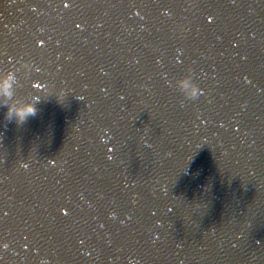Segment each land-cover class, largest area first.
Wrapping results in <instances>:
<instances>
[{"label": "water", "instance_id": "obj_1", "mask_svg": "<svg viewBox=\"0 0 264 264\" xmlns=\"http://www.w3.org/2000/svg\"><path fill=\"white\" fill-rule=\"evenodd\" d=\"M254 9L264 14V0H258L254 4ZM217 72L218 79H228L231 73L223 69H217ZM251 97L240 105L260 103L254 95ZM73 100L76 101L77 98ZM27 105L33 107L31 103ZM40 119L43 128L41 138L52 139L50 133L52 125L48 124L44 116L40 115ZM242 131L244 138L252 144L238 146L237 138L222 140L216 137L209 142L206 153L202 155H208L217 162H223L231 155L230 161L224 165L220 164L217 168L207 165L205 172L196 171L194 168L184 181L173 179L169 181V177L174 171L179 175V179L181 173L192 165V154L196 145L189 138L182 139L176 152L169 154V157L173 158L172 172L165 170L154 156L147 158L145 163H137L138 167H129V160L133 159L130 152H139L144 148L145 153L153 144L152 138L148 137L145 144L146 137L133 143L129 148L125 147L121 157L126 158V161L122 166V176L116 178L117 185L126 181L123 173L133 175L134 182L128 192L117 188L111 189L113 205L120 207L121 212L128 211L133 215L131 224L135 229L139 224L146 226V212L151 211V207L160 201L154 198L161 194L165 183H170L173 187L166 184L165 192L163 191L165 195L167 192L171 195L185 192L195 198L186 205L187 213L191 214L188 220L186 210L181 213L183 215L179 213L180 215L175 217L172 213L174 207L171 209L170 205L167 210V204L164 205L163 201L156 207L151 223L156 227L154 235L142 237L136 242L133 229L128 231L124 240L120 237L116 242H108L107 235L100 240L97 238L99 233L114 229L115 226L112 224L115 223L111 224L107 217V193L98 187V191L91 195H82L80 205H74L71 212L63 211L53 217L54 228L46 224L44 231L47 246L38 251L42 232L38 233L29 227L30 222L38 219L41 212L37 201L28 194L27 186L35 180L40 182L44 189H54L55 181L52 178L34 176L40 169V157L39 153L35 154L31 150L35 146L38 148L36 143L38 131H35L33 126L30 131L31 140L27 147L22 149L17 161L26 164L29 161L30 165L23 167L22 163L17 164L7 179L8 186L12 183L15 189L23 192L29 199L30 210L26 216H19L14 209H3L0 206V238L6 234L5 230L10 229L9 226L3 227L6 225L7 216L10 220H13L11 216L20 218L17 222H22L19 224L20 227L24 224L25 233L34 247L33 256L27 257V252L18 255L23 258L21 264H119L127 252L132 257L130 264H264V251L256 246L259 238H264V144L261 137L264 135V113L255 116L252 123L245 126ZM155 147L154 143L153 148ZM15 150H18V147ZM153 176L162 180L157 188L160 192L155 191L153 195V190L149 186L142 192L143 185L139 182L148 181ZM187 182L193 184V191L185 187ZM201 183L205 184L204 188L213 186L212 194L199 198L196 192L199 191ZM139 192L141 197L137 204L133 201V196ZM147 192L149 193L146 195ZM239 192L242 194L237 197ZM172 204L177 207L176 203ZM83 209L89 211L79 212ZM84 215H88L86 219L82 217ZM158 215H161V218L165 216L163 223L157 219ZM10 220L8 222H11ZM17 252H20V249Z\"/></svg>", "mask_w": 264, "mask_h": 264}, {"label": "clouds", "instance_id": "obj_2", "mask_svg": "<svg viewBox=\"0 0 264 264\" xmlns=\"http://www.w3.org/2000/svg\"><path fill=\"white\" fill-rule=\"evenodd\" d=\"M6 83V78H0V85ZM178 86L182 91H184L190 98H195L197 96L199 85L193 80L191 75H186L182 77ZM13 109H9V113H11ZM16 111V115L19 119L23 120L29 113L34 112V107H29L25 105L23 107L18 108Z\"/></svg>", "mask_w": 264, "mask_h": 264}, {"label": "snow or ice", "instance_id": "obj_3", "mask_svg": "<svg viewBox=\"0 0 264 264\" xmlns=\"http://www.w3.org/2000/svg\"><path fill=\"white\" fill-rule=\"evenodd\" d=\"M208 19H209V20H211V19H212V17H211V16H209V17H208ZM5 247H6V245H5Z\"/></svg>", "mask_w": 264, "mask_h": 264}]
</instances>
